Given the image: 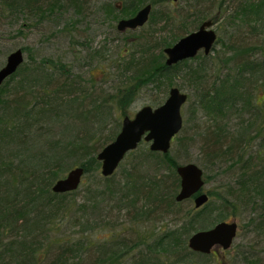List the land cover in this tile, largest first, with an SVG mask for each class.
<instances>
[{
    "label": "trees",
    "instance_id": "1",
    "mask_svg": "<svg viewBox=\"0 0 264 264\" xmlns=\"http://www.w3.org/2000/svg\"><path fill=\"white\" fill-rule=\"evenodd\" d=\"M177 1L181 0H0V33L9 25L12 36L67 12L80 19L89 14L85 10L90 5H95L92 15L98 11L104 19L116 21L149 3L144 24L152 26L148 32L136 33L133 30L144 24L131 33L112 27V36L129 44L126 50H130L129 55L115 51L116 57L108 63L114 83L108 93L99 86L106 82L105 76L98 81L89 74L84 78L61 60L36 57L29 47L19 45L22 53L27 52L26 59L22 57L16 70L0 83V264H190L192 255L207 258L209 253L191 251L186 246L188 235L227 215L242 219L239 228L244 242L235 243L234 260L264 264V96L257 98V78L253 80L261 71L258 80L264 91V55L254 57L261 46H246L244 31L237 34L236 43L223 45L232 51L228 58L234 71L210 76L205 70L207 53L166 64L162 52L207 18L215 22L219 15L226 16L227 25L235 29L236 19L245 24L257 22L264 13V2L182 0L174 13L161 6ZM187 21H192V27ZM174 22L178 24L171 26ZM159 23L160 30H171L168 35H154L153 26ZM81 37L73 34L72 40L83 55L104 61L100 47L93 48ZM228 58H222L223 64ZM191 60H196L195 66L188 62ZM177 75L196 87V105L210 115L212 122L200 134L204 137L201 152L205 161L223 174L219 187L207 191V200L198 208L190 199H174L179 185L176 157L168 151L149 150L144 140L127 151L118 170L107 176L96 173V152L120 126L117 117L111 116L113 109L125 115V107L148 85L151 98L147 105L160 104ZM241 112L249 113L248 119L238 121L232 132L225 120L231 113ZM66 114L81 122V130L68 131L64 139H46L33 129L47 118L59 120ZM99 115L108 117L101 128L110 127V118L113 120L103 138L87 132L88 122ZM172 139L183 147L189 136L176 133ZM76 165L83 167L80 187L53 192L50 185ZM95 211L99 216L91 219ZM91 221L111 229L104 241L84 249L86 243L79 236L64 237L61 225L86 227ZM143 221L154 226L137 234L123 226V222L135 226Z\"/></svg>",
    "mask_w": 264,
    "mask_h": 264
},
{
    "label": "rangeland",
    "instance_id": "2",
    "mask_svg": "<svg viewBox=\"0 0 264 264\" xmlns=\"http://www.w3.org/2000/svg\"><path fill=\"white\" fill-rule=\"evenodd\" d=\"M182 3L183 1L181 0L177 2H172L170 4H162L161 6L167 8L170 12L174 13V10L178 7H181ZM94 6L90 5V7L85 10V13L87 11L89 12V14L87 16L85 15L80 19L74 14L72 15L71 12H67L60 18H53L49 21L44 22L43 24H40L39 27L23 28L22 33L19 34V36L11 35L12 32L10 31L11 27L9 25L2 28L4 32L0 33V66L3 64L5 60L4 58L9 53V51L14 50L15 48L19 47V45H26L27 47H29V53H32L36 57L40 58L42 56H48L52 59H59L63 63L71 66V70H73L74 72L78 70L84 78H86V75L89 74L93 81H98L99 78L105 76L106 82L100 83L99 86L102 87L101 90H103L105 93H108L111 90L110 88H113L114 84L111 81V78L113 77V72H111L108 63L116 57V54L114 53L115 51H120V53L123 55H129L130 49L126 50L129 44H126L121 40L116 39L115 36H112V34L114 35V32L111 29L113 26L115 27L116 21L104 19V15L98 11L94 13V15H92L95 11ZM220 17L221 15H219V19H216L211 27L215 31L217 40L213 44L212 48H210V51L207 53V57L205 59V70L206 72H208L207 74L209 76L210 74H215L217 72H226L228 71V69L234 71V63L228 58L232 54V51L229 49L226 50L223 45L224 43L226 44L228 41H234V43H236L237 34H240L243 31L244 34H246V41H243L246 46H261L260 50L255 51L256 53L254 57L258 58L261 55H264V13H261V18L257 22H254L255 24L253 23V21H250L245 24L239 19H236V29L234 25H227L226 22L229 21L228 17L223 15L221 18ZM73 19L79 20L72 23ZM191 22L192 21H187L186 24L188 27H192ZM160 24L161 23L155 24L153 26L155 30L154 35L157 37L168 35L171 30L169 28H164V31L160 30ZM174 24H178V22H174L171 26H173ZM250 25L254 26V28H252ZM150 27L152 26H147V24H144L142 28L140 27L141 29H135L133 30V32L136 33L138 32V30L148 32ZM239 30L241 31L239 32ZM125 33H131V31L129 29L125 30ZM73 34L74 38H76L77 35H81L82 37L80 38V40H84L85 38L88 44L91 45L93 48L100 47L102 53L101 55H103L104 61L101 58H96V61L86 58L83 55L84 51L80 50L79 46L73 43ZM197 54L198 56L203 55L202 50H199ZM26 55L27 52L23 51L24 59H26ZM222 58H228L225 64H223ZM85 61H88V64L86 66L84 64ZM188 62H191L192 66H195L196 64V60H191ZM102 69L103 72L101 71ZM260 73L261 71L257 75L253 76V80H256L257 78L256 87L254 88L255 95L257 96V98H262V96H264V91L261 90V86L259 85L260 80H258ZM172 84L177 86L180 91L187 94L185 102L181 105L180 108V115L182 116V131H178L177 134L180 135L185 133L187 136H189V139H187L186 144L183 147H180L172 139L167 150L171 156L176 157L179 163H186L188 161H192L198 166H200L202 170V178L205 181L201 188V191L207 193V191L215 189L216 186L219 187L220 183L222 182L221 179L223 178V174L221 173L222 169L215 168L213 167V165L209 164L208 161L206 162L203 157V153L201 152L204 137H202L200 134L204 132L205 126L210 124L212 120L209 117L210 115H207L203 111V109L196 105L197 90L193 84L188 83L186 78H183L180 75L174 76V79H172ZM148 89L149 85L141 87V89L135 94V98L131 101L129 105L125 107V115L131 117V115L143 104L150 103L151 96ZM158 95L159 97H161V93ZM113 110L114 114L111 116L112 118L117 117L116 119H118V122L120 124L122 115H118L119 111H117L116 109ZM190 110H195V112L191 113ZM248 114L249 113L245 112H241V114L238 113L237 115L231 113L227 117V120H225L224 116L222 117V119L228 122L227 125L232 131L236 128V124L238 121L248 119ZM107 118L108 117H106L105 115H99V117H97L96 119H92L93 121H89L88 125H86L87 132H94L95 138H103L106 135L108 128L110 129V127L113 126V120L112 118H110L111 122L109 124L111 126L109 127L108 125L107 128H101L105 125L104 121ZM66 125L67 128L64 129ZM81 126V122L78 119L76 120L66 114L62 115L59 120L47 118L46 120H44V124L41 123L40 125H34L33 129H36V132L38 133H42V137H46V139H56L57 137L60 139H64L67 137V135H69L68 131H78V129L81 130ZM193 126L195 127V129ZM118 127L116 130H118ZM99 166L96 170V173L98 174L97 176H99ZM116 170H118V166L116 167ZM66 171L67 170L63 171L60 175H64ZM91 179L92 176L88 178V181ZM101 182L98 183V185H101ZM96 215L99 216L98 211H95V214H92L91 219L96 218ZM224 220H235V222L237 223L236 234L240 231L239 224L242 220L240 216L227 215L226 217H224ZM123 223L124 228L132 229L135 232L133 234L150 230L152 226H154V224L150 221H143L141 225L136 224L135 226L127 222ZM88 224L89 226L86 227H83V224L82 227L78 225L74 227H64L63 225H61L62 229L64 230V237L70 238V235L72 237L79 236L80 239L84 242V244L86 243V245L84 246L85 249L86 246L90 247L91 245H95L96 243L104 241V238L109 235V232L111 231V229H109L107 226L100 227L95 225L93 221ZM158 225H160V223L156 222L155 226L158 227ZM80 229L83 230L82 233L78 232L80 231ZM71 231L77 232L74 233ZM241 233L242 230L239 233L240 235L237 234L235 236V239L230 244L231 246L226 248L225 250H223L220 246H214L207 258H205L204 256L198 257V255H192V257H189L188 263L241 264L238 263L237 259L234 260L235 255L233 252L235 243L244 242V234Z\"/></svg>",
    "mask_w": 264,
    "mask_h": 264
},
{
    "label": "water",
    "instance_id": "3",
    "mask_svg": "<svg viewBox=\"0 0 264 264\" xmlns=\"http://www.w3.org/2000/svg\"><path fill=\"white\" fill-rule=\"evenodd\" d=\"M264 2V0H263ZM150 4H144L127 17L116 20L115 29H134L143 25L148 18ZM214 21L207 18L201 21L193 30L178 37L171 45L162 48L165 54L164 63L173 64L175 61L193 57L199 50L208 53L215 42ZM22 49L9 51L0 66V83L13 73L23 61ZM187 94L177 86H171L166 92L164 100L153 107L143 104L131 117H121L118 132L96 152L95 158L99 162V174L110 175L117 167L122 157L129 150H133L140 141H146L148 149L166 153L172 137L180 130L182 116L181 105ZM178 177V189L175 201L191 198L195 208L200 207L207 200L206 192L201 191L203 185L202 170L192 161L178 163L174 167ZM83 167L76 165L69 168L64 175L58 177L50 188L53 192H65L76 189L82 177ZM237 223L235 220H219L212 226L192 231L186 240V246L200 254L210 253L214 246L223 250L230 247L235 239Z\"/></svg>",
    "mask_w": 264,
    "mask_h": 264
},
{
    "label": "flooded vegetation",
    "instance_id": "4",
    "mask_svg": "<svg viewBox=\"0 0 264 264\" xmlns=\"http://www.w3.org/2000/svg\"><path fill=\"white\" fill-rule=\"evenodd\" d=\"M128 29H129V28H128ZM128 29H124V30H128ZM134 29H135V28H134ZM124 30H123V31H124ZM129 30H131V29H129ZM190 198H192V196H190ZM190 198H189V199H190Z\"/></svg>",
    "mask_w": 264,
    "mask_h": 264
}]
</instances>
